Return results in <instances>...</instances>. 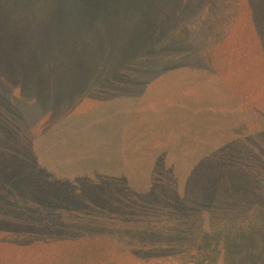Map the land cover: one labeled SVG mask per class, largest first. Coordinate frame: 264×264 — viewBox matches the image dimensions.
Returning <instances> with one entry per match:
<instances>
[{
    "label": "rangeland",
    "instance_id": "374dc122",
    "mask_svg": "<svg viewBox=\"0 0 264 264\" xmlns=\"http://www.w3.org/2000/svg\"><path fill=\"white\" fill-rule=\"evenodd\" d=\"M218 3L222 19L212 34L219 44L246 32L247 51L261 56L250 15L259 27L262 8L252 0ZM60 6L63 17L79 2L0 0V14L25 9L30 17L47 9L53 16ZM182 9L185 19H173L198 46L209 8ZM24 38L0 36V264H232L228 248L239 246L225 239L239 229L238 213L212 198L191 211L177 199L201 156L227 139L264 130V117L238 109L204 61L190 58L151 68L122 94L84 110H76L80 92L60 108L56 98L34 104L22 75L28 73ZM231 72L232 88L244 87L248 77ZM243 118L248 130L238 122ZM163 179L166 193L159 197L152 181ZM72 218L77 228L70 229Z\"/></svg>",
    "mask_w": 264,
    "mask_h": 264
},
{
    "label": "trees",
    "instance_id": "16d2710c",
    "mask_svg": "<svg viewBox=\"0 0 264 264\" xmlns=\"http://www.w3.org/2000/svg\"><path fill=\"white\" fill-rule=\"evenodd\" d=\"M78 2L76 12L63 17L59 14L62 6L53 16H49L47 9L34 11L30 17L26 13L28 10H18L23 19L12 9L1 12L5 15L0 14L5 19L0 22V36L25 37L24 41H28V73L22 75L28 80V84L24 83L32 103L39 101L41 104L56 98L60 99V108L69 100L65 97L80 92L76 110H84L98 99L122 94L139 83L151 68L154 70L161 64L190 58L200 63L204 61L205 68L222 85L223 96L237 99L238 109L264 117V0H252L262 8L259 27L250 15L260 41L261 56L254 55L255 51H247L251 42L246 32L225 36V44L224 38L219 44V36L212 34L216 21L222 19L215 13L219 0ZM101 3H105L104 7L98 11ZM183 4H202L209 8L207 19L199 25L198 46L187 40L182 24L173 19V14L179 16L180 21L185 19ZM157 13H160V19ZM65 17L69 22L60 24ZM40 50L42 56H39ZM258 56L261 63L257 61ZM231 69L248 77L239 90L232 88ZM221 72L224 78H220ZM167 75L169 73L164 76ZM155 77L151 76V79ZM238 122L241 129L248 130L246 118L243 123L240 119ZM221 145L198 159L185 184L183 198L177 202L182 201L184 208L191 211L212 198V203L217 201L218 206L232 208L240 217V226L231 232L230 239L225 240L238 244L239 248H228L230 253L227 252L226 258L232 264H264V130L227 139ZM166 183L164 179L152 181L159 197L166 193V187L162 186ZM92 192L87 196L90 197ZM167 193V197L176 195L168 190ZM70 222V229L78 227L79 221L72 218ZM42 237L49 240L51 234ZM149 264L163 263L155 260Z\"/></svg>",
    "mask_w": 264,
    "mask_h": 264
}]
</instances>
